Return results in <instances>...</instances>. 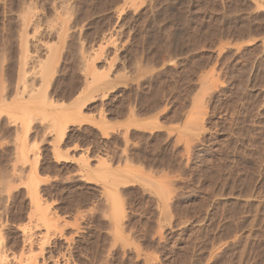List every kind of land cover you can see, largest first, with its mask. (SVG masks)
<instances>
[{
  "label": "rangeland",
  "instance_id": "374dc122",
  "mask_svg": "<svg viewBox=\"0 0 264 264\" xmlns=\"http://www.w3.org/2000/svg\"><path fill=\"white\" fill-rule=\"evenodd\" d=\"M57 2L59 105L15 116L18 19ZM47 218L40 264H264V0H0L1 251Z\"/></svg>",
  "mask_w": 264,
  "mask_h": 264
},
{
  "label": "bare ground",
  "instance_id": "6f19581e",
  "mask_svg": "<svg viewBox=\"0 0 264 264\" xmlns=\"http://www.w3.org/2000/svg\"><path fill=\"white\" fill-rule=\"evenodd\" d=\"M65 9H66V6L63 2H57V4L54 7V17L51 20H45L44 17L42 15L38 14L37 12H32L29 15L27 12L26 14L19 17V19H18L19 22L24 26L25 31L27 33L32 32V35L26 39V42L22 46L21 51H20V58H19L20 60H19V65H18L19 66L18 67V76H17V81H16L17 83H16L15 88L13 89L14 94H13V98H12L17 103V108L14 110L13 108H15V107L11 106V110L13 109L15 116H16V114L21 113L25 117H28V118L31 117L30 115H32L34 113L29 111L27 108L30 104L36 106L37 104L39 105V103L40 104L42 103L44 106H46L48 108H52V105L54 107V104L56 105V103L58 104L57 101H55V103L52 102L53 98H52V96L50 98V95L48 94V89L47 88L43 89V88L46 85H47V87H49L51 85V82L49 83V81H50L51 77H53L52 75L55 74L56 69L59 68V66H57V65H58V62H60V61H58V59L57 60L55 59V57L53 55V53H55L53 50L54 49L53 47H54V45L57 46L58 44L64 43L66 40L65 38L70 35V34L68 35V33H70V31L73 28L70 26L71 25L70 20L67 19L68 16L65 15L66 13H64V16L62 14L63 12H66ZM29 12H30V10H29ZM45 39L52 40L53 41L52 45H50L49 42H46ZM174 39H175V37H174ZM80 48L81 49L79 50V52L76 55L77 56L76 59L78 61V72L80 73V76L82 78V86H80V87H82L83 90L79 89L80 91H78V93L79 92L82 93V92L87 91V89L91 85H95V86H91L93 88L99 84L97 82V77H99V76H97V72L92 65V61H93L92 60V58H93L92 52L85 50L83 47H80ZM77 51H78V49H77ZM99 80H100V77H99ZM97 88H99V87H97ZM5 92H6V90H5ZM3 95L5 96L6 94H3ZM6 96H8V94ZM199 103L201 104V102H199ZM22 106L26 107V108H24L25 110H22L23 109ZM6 111H7V109H6ZM9 114H11V113H9ZM10 116H14V115L12 114ZM15 119H16V117H15ZM197 127H198V125H197ZM191 132H193V131H191ZM195 134H197V133H195ZM193 139L194 138H192V140ZM113 198H112V201H113ZM113 203L114 202H112V204ZM114 206H115V204H114ZM36 208H37V206H36ZM115 210H116V208H115ZM162 214H163V212H162ZM37 216H38V214H37ZM165 218H166V216H165ZM46 220H47L45 222L46 225L44 222H42V223H44L43 225H40L41 223H39L40 221L38 222V219H37L36 224H34V222H33L34 225L33 224H32L33 226L31 225L32 227H28L25 229L23 228L24 229L23 231L21 229V231L23 232L22 233V242L24 245L23 248L25 249V247L28 246V250H27V252H26V250H22L23 254L20 253L22 255L19 258L14 256V255L10 257L8 255H5L1 251V249L3 248V247H1L2 246L1 245V243H2L1 238L2 237H1L0 238V264H40L38 262V260L36 259L37 257L35 256L36 257L35 258L33 256L34 251H33L32 247L35 246L36 243H39L38 237L40 235L38 236V232L41 231L40 230L41 226H43V228H45V226H46L45 231L47 230L50 233L51 230H48V229L51 228V226H49V225H51L52 223L49 224L50 222H48L49 221L48 218ZM116 226H117V224H116ZM1 232L2 231H0V233ZM1 236H2V233H1ZM47 236H48V234H47ZM40 238H42V237H40ZM43 239H44V236H43ZM48 240H49V238H48ZM45 243H47V242L45 241ZM39 244L41 245V243H39ZM31 249L33 252L31 251ZM31 252L33 255H30Z\"/></svg>",
  "mask_w": 264,
  "mask_h": 264
}]
</instances>
